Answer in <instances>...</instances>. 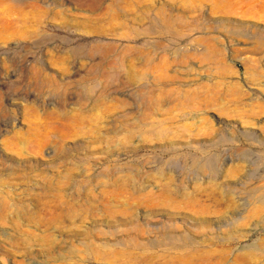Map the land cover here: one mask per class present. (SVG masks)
I'll use <instances>...</instances> for the list:
<instances>
[{"label": "rangeland", "instance_id": "1", "mask_svg": "<svg viewBox=\"0 0 264 264\" xmlns=\"http://www.w3.org/2000/svg\"><path fill=\"white\" fill-rule=\"evenodd\" d=\"M0 264H264V0H0Z\"/></svg>", "mask_w": 264, "mask_h": 264}]
</instances>
